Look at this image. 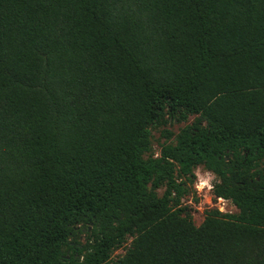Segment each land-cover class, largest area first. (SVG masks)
Wrapping results in <instances>:
<instances>
[{
    "label": "trees",
    "instance_id": "1",
    "mask_svg": "<svg viewBox=\"0 0 264 264\" xmlns=\"http://www.w3.org/2000/svg\"><path fill=\"white\" fill-rule=\"evenodd\" d=\"M0 264H264V0H0Z\"/></svg>",
    "mask_w": 264,
    "mask_h": 264
},
{
    "label": "rangeland",
    "instance_id": "2",
    "mask_svg": "<svg viewBox=\"0 0 264 264\" xmlns=\"http://www.w3.org/2000/svg\"><path fill=\"white\" fill-rule=\"evenodd\" d=\"M195 118L196 115H191L186 121H177L176 119H173L165 125L151 126V148L153 155L156 156L159 153L160 145L165 140V137L162 133L164 130L172 134L167 142L174 143L175 135L179 132V130L185 125H191ZM201 124L203 125L204 122H201ZM193 172L195 177L193 178L192 182L189 183V193L181 198V203L188 208L192 215L193 222L198 225L203 220L205 211L210 208L217 209V205H219L220 203H218V201L216 200V196H214V194L212 193V189L207 190L206 186H203V188L201 187V189L197 191L195 187V185H198L199 187L201 186V184H199V181L208 182L213 186L214 182L217 180L215 175L202 166H197L196 168H194ZM162 192L163 188H160L158 190V193L161 194ZM225 200L224 210L221 212H236V208L232 204V202L228 199ZM88 234L89 232H87V229L85 227H82L80 231H77L76 242L78 243V245H82L85 243L86 239L89 236ZM130 239L131 238L128 237L122 246L112 252L110 258L111 262H115L124 254L125 249L129 245Z\"/></svg>",
    "mask_w": 264,
    "mask_h": 264
},
{
    "label": "built area",
    "instance_id": "3",
    "mask_svg": "<svg viewBox=\"0 0 264 264\" xmlns=\"http://www.w3.org/2000/svg\"><path fill=\"white\" fill-rule=\"evenodd\" d=\"M199 184H201L200 187L198 185H195L197 191L200 190L201 187L203 188V186H206L207 190L212 189V185H210L208 182L199 181ZM216 200L218 201V203H220L219 205H217V209L220 211H223L224 210V203L226 200L222 197H216Z\"/></svg>",
    "mask_w": 264,
    "mask_h": 264
}]
</instances>
